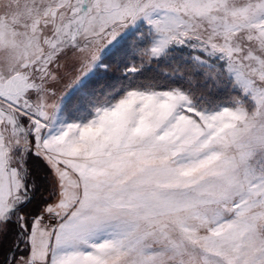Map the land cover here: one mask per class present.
Returning <instances> with one entry per match:
<instances>
[{
  "label": "snow or ice",
  "instance_id": "snow-or-ice-1",
  "mask_svg": "<svg viewBox=\"0 0 264 264\" xmlns=\"http://www.w3.org/2000/svg\"><path fill=\"white\" fill-rule=\"evenodd\" d=\"M0 264H264V0H0Z\"/></svg>",
  "mask_w": 264,
  "mask_h": 264
}]
</instances>
